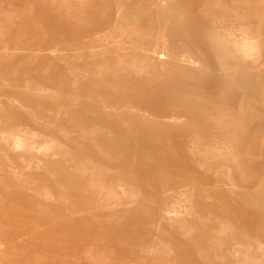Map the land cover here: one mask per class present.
Wrapping results in <instances>:
<instances>
[{
    "label": "rangeland",
    "instance_id": "rangeland-1",
    "mask_svg": "<svg viewBox=\"0 0 264 264\" xmlns=\"http://www.w3.org/2000/svg\"><path fill=\"white\" fill-rule=\"evenodd\" d=\"M263 1L0 0V264H264ZM121 3L125 53L192 60L145 93L74 74L111 65Z\"/></svg>",
    "mask_w": 264,
    "mask_h": 264
},
{
    "label": "bare ground",
    "instance_id": "bare-ground-1",
    "mask_svg": "<svg viewBox=\"0 0 264 264\" xmlns=\"http://www.w3.org/2000/svg\"><path fill=\"white\" fill-rule=\"evenodd\" d=\"M264 2V1H263ZM124 3V2H122ZM122 3L121 5L118 4V10H117V23L114 24L111 27L110 32H108L107 34L102 35L103 36V42H99V46L104 48L105 46V42L104 41H108L105 39H111L112 40V44L110 46H114L115 47V51L112 52L115 54L113 60L111 61V65L110 64H106L104 67L101 65H98L96 68V71L93 70H81L79 67L75 68L74 74L76 75V77L78 79L81 78H89V77H95V80L97 81L96 85L99 86H103V88H112L114 90L117 91H123L126 93H132L134 91H139L141 93H145L147 92L151 87L155 86L156 84L162 82L163 80L168 78V74L170 75H175L177 74L178 70H183L184 67L183 65L188 67L189 64H191L192 60L188 59L186 57L185 53H189V50H187V52L185 51L184 53L180 54V56H178V58H174L169 56L168 54H165L162 50L160 49H154V50H142V55L139 54L138 56H136L134 53L132 52H124L126 50H122V45L124 43L123 38L126 36V34L130 33V34H135L134 32H136L137 29V24L133 23V24H129L127 26H125V24L121 23L119 20L121 18V14H122ZM166 4V3H165ZM125 5V4H123ZM157 5V4H155ZM154 5V6H155ZM131 6V5H130ZM135 6V5H134ZM161 6V5H160ZM120 7V8H119ZM138 8V7H137ZM152 8V7H151ZM157 8V7H156ZM135 9V8H134ZM145 9V8H144ZM159 10V7H158ZM138 11V10H136ZM140 11V10H139ZM150 11V9H149ZM148 11V12H149ZM147 12V11H146ZM145 12V14H146ZM253 12V11H252ZM150 13V12H149ZM148 13V14H149ZM158 13V12H156ZM163 14V9L160 10V14ZM142 14V13H140ZM144 14V15H145ZM256 14V13H255ZM260 14L262 15V17L264 16V8L262 7ZM259 14V15H260ZM165 15V14H164ZM167 15V14H166ZM260 15V16H261ZM257 16V15H256ZM259 16V17H260ZM125 17V16H124ZM135 18V17H134ZM136 19V18H135ZM160 19L159 18H149L147 19V23H146V31L148 32L146 34V36H148L146 38L147 42H151L152 38H156L157 40H159V37L156 35V33H158L157 28L155 27V23L158 22ZM136 21V20H134ZM261 21V20H260ZM137 22V21H136ZM142 29V28H141ZM140 31V30H139ZM133 32V33H132ZM138 32V31H137ZM141 32V31H140ZM144 35V34H143ZM130 36V35H129ZM128 36V37H129ZM101 37V36H100ZM98 38V37H97ZM121 39V40H120ZM141 39V38H140ZM129 40V39H128ZM143 41V40H142ZM108 43V42H107ZM135 44V43H133ZM146 44V43H145ZM108 45V44H107ZM109 47V45L107 46ZM122 47V48H121ZM149 47V45H148ZM112 48V47H110ZM138 49V48H136ZM107 48L104 50L103 49V53H108V51H106ZM184 50V48H183ZM124 52V53H123ZM139 53V52H138ZM170 53V51H169ZM110 54V52L108 53ZM172 55V54H171ZM176 57V56H175ZM193 58V57H192ZM153 60H157V63L160 66V75L155 76V78H151L150 77V67L152 66V61ZM96 62V61H95ZM140 63H142L143 65H140ZM103 65V64H102ZM208 66V65H207ZM169 69V70H168ZM186 69V68H185ZM170 71V72H169ZM180 72V71H179ZM185 72V71H184ZM191 72V71H190ZM182 73V72H181ZM146 75V78H144L143 76ZM190 75V74H189ZM197 75V74H196ZM202 75V74H201ZM167 76V77H166ZM200 76V75H199ZM205 77V76H204ZM91 79V78H89ZM144 79H146L147 81H145ZM205 79V78H204ZM197 80V79H196ZM204 82V81H203ZM77 82L73 83L74 85H76ZM95 86V85H94ZM97 88V87H96ZM137 89V90H136ZM92 94L95 96V105L96 107H98L101 111L105 112L109 118H114L118 120V123L124 127L129 129L130 128V124L127 121L126 117H124V113H126V104H122L120 105L118 108H116L113 105V102L111 100H107L105 97V94H96L93 93ZM114 103L119 104L118 101H115ZM74 110L75 112L78 111H85L88 110V108L84 105H75L74 106ZM134 110V109H133ZM53 113V112H51ZM57 114V113H56ZM126 115V114H125ZM59 116V114H58ZM123 128V129H124ZM140 128V127H139ZM7 141L9 143V145L14 148L15 150H24L27 146L26 140L23 138V136L21 135H17V136H10L7 138ZM93 146V145H92ZM42 150L44 151H49L50 146L45 145L43 147H41ZM230 180V179H229ZM230 183V182H229ZM261 189L264 188V180L261 184ZM119 188L124 189L123 186H119ZM203 188V187H202ZM230 188L232 189V191H235L237 188H239L234 182H232V184H230ZM260 188V186H259ZM127 189V188H126ZM123 190L124 192H127V190ZM248 192V190H247ZM165 193V192H164ZM184 197V196H183ZM139 198V197H138ZM131 204V203H130ZM134 202H132L131 206H133ZM177 205V204H176ZM181 206V205H180ZM179 210V209H178ZM181 211V209H180ZM167 217L169 219H177L180 218L181 215H179V213L177 212L175 215L170 214L169 212L166 213ZM193 215V214H192ZM191 215L189 214V217ZM200 219V217H199ZM205 220V219H204ZM203 220V221H204ZM207 221V220H206ZM206 221H204L206 223ZM203 222V224H205ZM202 223V222H201ZM225 224V223H224ZM228 224V222L225 224V226ZM205 226V225H204ZM230 226V225H229ZM222 228V226H221ZM230 228V227H229ZM220 229V228H219ZM227 231L226 235L228 237H231L230 241H234L232 239V231H230V229L226 228V229H222V231ZM194 234V233H193ZM224 235V234H222ZM234 235V234H233ZM234 238V237H233ZM216 239V246L219 247L222 245V242ZM229 241V240H228ZM229 241V242H230ZM221 242V243H220ZM239 243V242H238ZM243 244V243H242ZM215 245V244H214ZM245 245V244H244ZM232 246V245H230ZM229 246V247H230ZM237 246V245H236ZM228 247V248H229ZM243 247V245H242ZM235 248V246H234ZM217 250V249H216ZM219 250V249H218ZM232 250V248H231ZM234 250V249H233ZM246 250V249H245ZM215 251V250H214ZM229 251V254L232 255H236L239 256L238 254L241 252V249L238 248V246L236 247V249L234 251ZM249 251V250H247ZM171 252H173L171 250ZM226 252V251H225ZM224 252V253H225ZM218 253V252H217ZM220 253V252H219ZM218 253V255H219ZM228 253V252H227ZM247 253V252H246ZM249 254V253H248ZM224 255V254H223ZM241 255V254H240ZM231 256V255H230ZM233 257V256H232ZM235 257V256H234ZM243 257V256H242ZM248 256H245V258H247ZM251 257V256H250ZM225 258V257H224ZM238 258V257H236ZM254 258V257H251ZM250 258V259H251ZM240 259V258H238ZM233 258H228L227 260L225 259L224 264L228 263L227 261L232 263ZM252 260V259H251ZM235 261V260H234ZM249 261V260H248ZM258 261V260H257ZM223 262V261H222ZM247 263V261H246ZM254 263V262H253ZM259 263V261H258ZM176 264H179L178 262ZM248 264V263H247ZM252 264V263H251ZM256 264V261L255 263Z\"/></svg>",
    "mask_w": 264,
    "mask_h": 264
}]
</instances>
